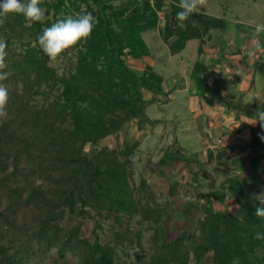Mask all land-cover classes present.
I'll return each mask as SVG.
<instances>
[{
    "label": "trees",
    "instance_id": "1",
    "mask_svg": "<svg viewBox=\"0 0 264 264\" xmlns=\"http://www.w3.org/2000/svg\"><path fill=\"white\" fill-rule=\"evenodd\" d=\"M80 1L96 20L86 41L63 52L78 51L69 73L58 72L39 48L37 37L45 27L66 18L75 1L42 0L45 20L31 27L15 13L0 25V38L8 45L4 71L11 73L0 82L9 91L8 116L0 119V264H134L124 258L134 246L139 248L141 264H264V240L254 238L264 233V218L254 215L258 205L254 195L264 191V166L259 169L264 140L258 135L264 129L258 122L247 133L249 148L258 153L246 175H227L219 188L198 191L197 201L181 210L189 214L193 208L199 214L176 236L169 226L174 186L170 198L159 200L147 173L138 184L134 180L130 163L141 140L125 141L121 148L100 145L109 135L119 138L134 120L139 132L161 121L148 116L149 104L157 99L146 96L165 93L164 78L154 64L148 62L139 70L130 58L152 57L144 33L160 27L166 2L170 11L162 18V33L166 40L173 39V53L183 51L192 39L202 42L190 74L195 94L250 118L264 107L243 102L244 94L235 100L236 94L230 93L234 80L200 58L204 36L225 30L227 19L193 14L181 28L175 18L179 0H129L130 5L121 7L115 6L116 0ZM237 25L246 29L244 23ZM253 69L264 78L261 57ZM88 144L93 146L89 154ZM218 156L244 166L245 159L227 156L226 148ZM181 160L203 168L199 160L183 154L176 140L159 164L174 166ZM228 198L238 206L236 211L215 207V200L224 205ZM136 217L145 223L144 231L152 232L154 250L149 256L142 228L132 226ZM89 219L94 227L86 236Z\"/></svg>",
    "mask_w": 264,
    "mask_h": 264
},
{
    "label": "rangeland",
    "instance_id": "2",
    "mask_svg": "<svg viewBox=\"0 0 264 264\" xmlns=\"http://www.w3.org/2000/svg\"><path fill=\"white\" fill-rule=\"evenodd\" d=\"M73 1H75L76 4L72 5L71 11L67 13V16L75 17L83 10L85 12H90L94 17V21L96 20L95 13L90 11L85 3H82L80 0ZM128 2L129 0H116L114 4L116 7H121L122 5L128 6L131 4ZM94 9L96 11V5ZM169 11V3L166 2L160 12V27L158 29L148 30L144 33V38L152 49L153 56L143 60L130 58V64L139 70H142L146 63L150 62L154 64L155 62L154 66L157 72L164 78L165 93L161 95L150 93L146 96V98L156 97L157 99L149 104L147 108L148 116L152 120L159 119L161 121L155 126L148 124L143 132H139L136 127V121L134 120L120 133L119 138L114 134L109 135L103 139L100 145H107L111 148H121L125 141L132 143L137 139L141 140V144L136 149L130 163V167L134 174V180L138 184L141 176L147 173L149 182L158 193L157 197L159 200L170 198L168 194L171 185L174 186L175 194L170 199L173 201L171 208L174 210L169 226L172 235L176 236L181 232L180 228L190 227L194 218L199 214V212L193 208L189 211V214L185 213L181 210L182 206L188 202L197 201L198 191L210 192L219 188L227 175L240 174L245 176L251 158L258 153V150L249 148L246 141L247 134L244 137L241 135L243 129L248 126L244 118V116H246L243 114L244 112L225 110L224 106L221 107L220 110L216 109L209 111L207 103L206 108L208 109H203V102L200 101L195 94L194 83L190 76L194 62L199 57L198 52L202 42L199 39H192L187 42L186 48L183 51L173 53L171 49V41L173 39L166 40L162 33L164 23L162 18L165 13H169ZM202 11H206V9H202ZM206 14L225 17L231 24L230 30L232 34H241L246 40L249 38L243 45L239 43L240 39L238 44L235 45L238 47H236L234 51L241 52V49L245 50L253 46L254 39L258 40L260 44L262 43L258 37L256 39V37L253 36L254 28L250 25L254 23H264V0H207ZM236 22L245 23L246 29L243 30L240 28L237 25L238 23L235 26ZM228 34L230 35L231 33ZM261 37L264 38V35H261ZM204 38L205 44L202 47V55L200 58L207 67L215 70L216 68L212 66L213 60H220L221 62H224V60L228 61L232 49L225 51L222 49V51H219L218 40L214 37L213 31L205 35ZM19 45L20 43L16 42V46L18 47ZM77 58L78 51L74 49L68 51L67 54L62 53L56 61H51V64L56 67L59 73H69L74 68ZM237 58H241V61L235 59L239 66L237 67L238 71H241L243 66H247L245 62H247V60L249 61L250 57L244 56ZM244 59L247 60L245 61ZM233 63L235 62L233 61ZM210 69L208 70L209 72L211 71ZM225 69H228V67H225ZM216 71L221 72L219 69ZM221 74L228 78L223 71ZM234 77L233 80L235 81L236 76ZM239 78L240 77H238L237 80H240ZM262 80L264 81V79ZM237 86L239 87L238 91L244 94L243 96L245 99L247 98L246 96L248 94L246 92H249V87H254V89L257 86V89L262 87L261 84H256L255 81L249 83L245 82L243 84L238 83ZM262 90H260V96L264 95V88H262ZM255 100L257 99H253L250 102L256 103ZM174 140L177 141V145L181 146L183 154L187 157L199 160L203 164V168L199 169L195 161L188 164L184 160H181L174 166L167 164L160 165L159 161L165 153L166 148L170 146ZM177 148L178 147L175 146L173 151H176ZM225 148L227 156L245 159L244 166L238 165L237 167L236 164H232V162L220 158L218 154L225 151ZM92 149L93 146L88 144L85 151L89 154ZM262 166H264V158L259 162V169ZM197 169L199 171L195 175L193 171ZM200 202H203V198L200 199ZM215 207H230L236 211L238 206L232 199L228 198L224 205H221L215 200ZM132 226L134 229L142 228L144 232V252L148 256L151 255L154 250L150 243V234L152 232L144 231L143 227L145 223L142 221L140 222L138 217L134 219ZM93 227L94 220H87L84 227V235H91ZM138 250V247H131L128 250L129 255L126 257L124 256V258H127L131 263L138 264L139 261L136 253Z\"/></svg>",
    "mask_w": 264,
    "mask_h": 264
},
{
    "label": "clouds",
    "instance_id": "3",
    "mask_svg": "<svg viewBox=\"0 0 264 264\" xmlns=\"http://www.w3.org/2000/svg\"><path fill=\"white\" fill-rule=\"evenodd\" d=\"M41 3L42 0H0V25L4 24L5 18L11 13L22 14L26 21V27H31L34 22H43L45 20V11L40 6ZM176 6L180 11L176 13L175 18L181 28L184 27V21L191 15L207 13V0H179ZM202 9H206V11H202ZM94 22L93 15L83 10L75 17L67 16L66 18L58 19L50 27H45L42 30V34L37 37L39 48L49 58L50 62L56 61L65 50L81 41H86L91 36ZM250 26L254 28V37L264 33V23H254ZM34 46L36 45L34 44ZM7 47L6 40L0 38V82L5 81L11 75L10 72L4 71L7 67L5 63ZM258 53H264V46L254 39L253 46L248 49L247 55L252 57ZM8 99V88L3 83H0V119L8 116L6 110ZM261 104L264 105V100H261ZM247 122L250 124L258 122L261 128L264 129V107L255 111L252 122ZM258 135L261 140H264V131L258 133ZM254 197L258 201L254 215L264 218V191L255 194ZM254 238L264 240V233L258 232Z\"/></svg>",
    "mask_w": 264,
    "mask_h": 264
},
{
    "label": "crops",
    "instance_id": "4",
    "mask_svg": "<svg viewBox=\"0 0 264 264\" xmlns=\"http://www.w3.org/2000/svg\"><path fill=\"white\" fill-rule=\"evenodd\" d=\"M228 21V20H227ZM243 23V22H241ZM237 22L235 23V26H236ZM245 24V23H244ZM248 25V24H247ZM231 24L229 23L228 21V27L223 30V31H220V30H214V37H216V39L218 40V47H219V51H222V49L225 50H231L232 49V52H230L229 56V63L227 60H224V62L220 61V60H213V67L216 68L215 70L219 69L221 72L223 71L224 73H226L227 77L230 79H233L234 76H236L237 78L240 77L238 81H234L231 86H230V93L232 94H236V96L234 97L235 100L238 99L240 97V95L242 93H240L238 90H239V87L237 86V84L239 83H245V82H252V81H255L256 84H261L262 87L260 89H257V87L254 89V87H249V92H246L248 95L246 96L247 98L245 99L243 97V102H247V103H250V101H252L253 99H257L255 100L257 105L258 106H261V100H264V95L263 96H260L261 93H260V90H262V88H264V81L258 73L255 72V70L253 69V62L255 61V59L258 57H261L263 60H264V53H258L256 56H253V57H250L249 61L247 60V62H245L247 64V66H243L242 67V70L241 71H238V68L239 67L237 65V61L235 59H237L238 61H241V58H237V57H244V56H248L247 55V52H248V49L250 47H248L247 49H241V52H238V51H234V49L238 46H235L238 44L239 40L242 45L244 42H247V40H249V38H246L241 35V34H232L231 32ZM228 33H231L230 35ZM261 35H264V33L260 34L258 36L259 40H261V45L264 46V38L261 37ZM257 39V37H256ZM243 40V41H242ZM242 41V42H241ZM243 47V46H242ZM220 53V52H219ZM220 55V54H219ZM227 55V54H226ZM153 56V55H152ZM234 58V59H233ZM227 59V58H225ZM233 59V60H232ZM245 60V59H244ZM245 60V61H246ZM233 61L235 63H233ZM232 62V64H231ZM153 64V63H152ZM243 64V63H242ZM154 65H155V62H154ZM165 66V65H164ZM166 67V66H165ZM219 67V68H218ZM225 67H228V69H225ZM242 73V74H241ZM235 78V77H234ZM259 80V81H257ZM242 90V89H241ZM263 91V90H262ZM263 97V98H262ZM200 101H202V106H203V109H208L209 108V111L210 110H216V109H221V107H223L224 105L218 101L216 102H210L208 101L207 99L205 98H199ZM245 99V100H244ZM206 103H207V106L208 108H206ZM205 105V106H204ZM218 105V106H217ZM217 107V108H216ZM224 109H226V107L224 106ZM231 111V110H229ZM234 111V110H233ZM236 112V111H234ZM245 114L246 116H244V118L246 119V121H249V122H252V118H250L249 116H247L246 113H243ZM243 118V117H242ZM242 120V119H241ZM247 125L245 129H243V131L241 132V135L244 137L247 133H250L251 129L256 125V124H250L247 122Z\"/></svg>",
    "mask_w": 264,
    "mask_h": 264
}]
</instances>
